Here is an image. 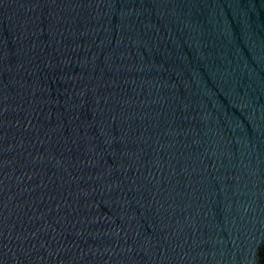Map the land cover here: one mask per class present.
<instances>
[{
    "label": "water",
    "instance_id": "1",
    "mask_svg": "<svg viewBox=\"0 0 264 264\" xmlns=\"http://www.w3.org/2000/svg\"><path fill=\"white\" fill-rule=\"evenodd\" d=\"M0 264H264V0H0Z\"/></svg>",
    "mask_w": 264,
    "mask_h": 264
}]
</instances>
